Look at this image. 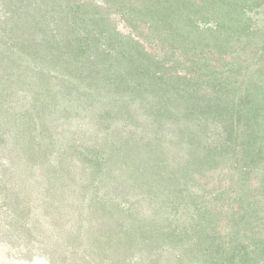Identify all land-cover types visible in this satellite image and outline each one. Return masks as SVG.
Here are the masks:
<instances>
[{
	"label": "rangeland",
	"instance_id": "obj_1",
	"mask_svg": "<svg viewBox=\"0 0 264 264\" xmlns=\"http://www.w3.org/2000/svg\"><path fill=\"white\" fill-rule=\"evenodd\" d=\"M249 1L254 8L253 26L264 32V6L255 7L256 0ZM78 4L90 10L102 7L108 31L133 36L152 54L164 55L160 39L129 12L126 16L119 13L113 0H0V264H210L211 255L205 257L191 241L163 233L179 229L182 220L199 222L198 227L204 229L207 215L210 227L223 235L235 230L233 211L237 216L245 212L238 209L239 193L236 201L221 198L220 202L212 194L224 173L229 178L224 190L238 187L237 173L231 170L234 160L216 169L195 164L201 153L196 150V156L190 155L195 148L192 143L189 148L190 136L176 134L178 125L173 121L163 125L156 87L145 84L147 94L138 99L131 90L124 93L128 97L109 94L104 83L88 88L82 83L80 88L62 91L52 82L57 70L63 69L49 62L45 51L16 47L18 39L24 44L33 35L36 38V28L52 32L58 40L63 34H85L84 26L81 32L74 30L77 26L69 20L70 7ZM43 17L48 18L45 23H53L52 30L42 23ZM203 25L215 27V20ZM98 29L91 23L92 35H99ZM257 43L255 49L231 47L223 57L212 49L206 54L220 69L251 65L254 53L264 47L262 38ZM175 53L177 64L185 65L184 72L197 77V70L186 67L192 61L178 50ZM257 69L253 65L249 73ZM71 82L77 84L75 79ZM258 82L264 86V77ZM206 91L204 85L199 93ZM126 103H131L132 118L107 116ZM179 111L173 108V113ZM196 115L191 129H198L206 143H215L214 129L204 125L202 114ZM126 139L134 143L127 160L116 150ZM146 169L160 170L158 179L143 178ZM179 176L186 177L181 178V186L187 195H196L194 202L171 195L173 186L168 183ZM261 200L264 217L262 196ZM173 207L178 223L171 217ZM254 225L256 231H264ZM220 237L221 242L215 244L230 240Z\"/></svg>",
	"mask_w": 264,
	"mask_h": 264
},
{
	"label": "trees",
	"instance_id": "obj_2",
	"mask_svg": "<svg viewBox=\"0 0 264 264\" xmlns=\"http://www.w3.org/2000/svg\"><path fill=\"white\" fill-rule=\"evenodd\" d=\"M113 2L118 5L119 13L126 16L128 14L126 12H129L135 22H141V27H147L160 39L159 44H162L164 51L162 58L149 52L137 38L119 36L108 31L107 21L102 17V7L90 10L80 4L76 8L70 7L72 18L69 20L70 24L77 26L74 30L78 29L81 32V26H84L86 35L76 34L71 37L70 33L63 34V39L58 40L52 32L36 28L35 30L39 32L36 38L33 35L24 44L18 39L16 47L21 44L20 46L30 47L35 52L45 51V58L63 69L62 72L57 70L55 81L51 79L61 90H70L77 85L80 88L82 83L87 88L91 85L95 87L96 83H104L109 94L128 97L129 94L124 93L131 90L135 93H132V97L138 99L141 95L144 97L147 94L145 84L156 87L155 94L159 100L156 106L163 125L166 121H173L174 126L178 125L174 130L176 134L184 138L190 136L189 148L195 147L191 149L190 155L196 156V150L201 153L195 159L197 161L195 164L201 169L209 166L216 169L234 160L235 167L231 170L237 173L238 187L224 190V183L229 179L224 173V176L217 179L219 188L216 183L212 194H216L215 198L217 197L219 202L221 198L236 201L238 192V209L245 211L242 216H237V211H233L236 216L232 219V227L235 230L226 235L210 227L209 215L206 216L208 223L206 222L204 229L198 227L199 222L188 223L180 219L182 221L179 229L174 228L163 235L170 238L181 235L185 243L190 244L191 241L205 252V257L211 255L210 264H264V231H256L254 227L255 223L264 229V217L260 215V210L263 209L261 196L264 198V86L258 82V78L264 77V47L254 53L251 65L246 63L241 66L238 63L230 69L213 66L210 57L209 59L207 57L210 49L223 57L231 47L235 50L259 47L257 40L262 38L264 41V32L256 30L253 26V5L249 0H113ZM254 4L255 7H262L264 0H256ZM213 19L215 27H203V23L211 24ZM47 20L48 18L43 17L42 23ZM91 23L99 27L98 30L101 31L99 35H92ZM46 26L52 30L53 23H45ZM137 29L136 26L135 30L138 32ZM177 50L183 53L181 57L192 61V64L186 67L197 70V77L192 75L189 77L190 73L184 72L185 65L177 64L175 59ZM172 60L176 63L170 64ZM1 62L3 58L0 54ZM253 65L258 69L249 73ZM110 73L113 75H109ZM243 74L247 78L243 77ZM241 75L242 81L239 79ZM103 77L107 79L103 80ZM72 79L77 81L76 85L71 82ZM204 85L207 91L199 93ZM130 105L131 103H126L119 106L107 116L111 117L113 114L114 119L119 120L127 114L132 118L133 114L128 109ZM174 107L180 111L173 113ZM196 114L204 116V125L206 124L207 128L211 127L209 130L214 129L218 137L215 143L209 144L208 141L206 143L205 139L200 137V132L196 131L198 129L193 127L191 129L189 124L192 120L197 122ZM181 123L183 124L180 126ZM131 140H123V143H120L121 148L116 147L119 153L124 154L125 160L131 159L134 143L141 144L140 140L133 138L134 143ZM127 152L130 156H127ZM100 154H95V157H99ZM160 173V170L146 169L141 176L154 180L158 179L157 175ZM232 177L231 180L234 179V176ZM181 178L186 177L179 176L174 183H168L173 186L170 188L171 195L175 199H188L194 202L197 199L196 195L193 193L187 195L188 190L182 188ZM152 185L161 187L157 183ZM173 209L177 208L173 207L170 210ZM171 217L178 223L175 210ZM220 235L230 237V240L223 238L225 242L215 244L217 240L221 242Z\"/></svg>",
	"mask_w": 264,
	"mask_h": 264
}]
</instances>
